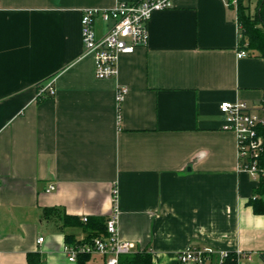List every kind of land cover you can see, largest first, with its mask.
Masks as SVG:
<instances>
[{"label": "crops", "instance_id": "1", "mask_svg": "<svg viewBox=\"0 0 264 264\" xmlns=\"http://www.w3.org/2000/svg\"><path fill=\"white\" fill-rule=\"evenodd\" d=\"M131 1L0 0V264H27L29 253L77 264L64 238L84 233L43 210L108 218L114 189L118 238L151 264H179L190 246L261 264L264 216L247 204L258 183L238 170L219 105L263 116L264 59L236 57L226 0H171L150 16L146 46L118 57L116 77L97 79L82 11ZM94 30L103 34L100 20ZM51 78L54 97L39 100L38 84Z\"/></svg>", "mask_w": 264, "mask_h": 264}, {"label": "built area", "instance_id": "2", "mask_svg": "<svg viewBox=\"0 0 264 264\" xmlns=\"http://www.w3.org/2000/svg\"><path fill=\"white\" fill-rule=\"evenodd\" d=\"M236 0L232 1L235 5ZM171 0H135L119 2L109 9H85L82 11L81 42L86 55H91L94 64V76L105 80L117 76V60L121 54L131 53L138 47H144L148 40L147 23L152 13L168 9ZM100 20L104 25V32L97 37L94 30L95 21ZM241 35L238 33V42ZM236 57H246L247 51L239 49L237 45ZM53 78L38 84L36 97L38 99L52 98L55 95ZM125 93L119 89L116 94L118 103ZM219 112L224 126L232 131L236 139L237 168L247 172L258 183L264 179V172L258 168V158L262 151V139L257 134V126L264 123L262 116L249 110L245 103L222 102ZM49 187L47 190H52ZM116 190L112 191L113 212L106 221V237L95 238L90 242H79L74 245L63 246V253L70 263H75L78 256H101L104 264H118V258L136 252L134 243L119 240L116 224L117 211L115 209ZM86 222L87 218L81 219ZM40 237L37 243H41ZM234 254L239 264H250L252 253L237 251ZM229 252H216L210 248L187 247L177 255L179 264H225ZM261 259V258H260ZM261 264L264 261L261 259Z\"/></svg>", "mask_w": 264, "mask_h": 264}, {"label": "trees", "instance_id": "3", "mask_svg": "<svg viewBox=\"0 0 264 264\" xmlns=\"http://www.w3.org/2000/svg\"><path fill=\"white\" fill-rule=\"evenodd\" d=\"M232 1L226 0L228 7L235 10L238 33L241 35V39L238 42L239 49L256 53L264 59V0H255L253 9L251 8L253 0H236L235 5L232 4ZM260 110L264 119V97L260 103ZM256 131L262 139V151L258 158V168L264 172V123L258 125ZM247 204L255 215L264 216V179L262 177ZM43 215L45 217L54 216L61 223L62 228H79L84 233V238L81 242H90L95 238L107 236V218L89 217L84 223L79 218L66 215L61 209H44ZM64 240L67 245H74L80 242L76 241L73 235H65ZM260 258L264 261V253L260 254ZM26 259L27 264H41L38 253H29ZM89 259L90 256L88 255L78 256L77 264H86ZM118 264H151V256L146 251H136L129 255L119 256ZM225 264H239L234 252H229L225 259Z\"/></svg>", "mask_w": 264, "mask_h": 264}, {"label": "rangeland", "instance_id": "4", "mask_svg": "<svg viewBox=\"0 0 264 264\" xmlns=\"http://www.w3.org/2000/svg\"><path fill=\"white\" fill-rule=\"evenodd\" d=\"M254 6H255V0H253V1L251 2V8H252V9L254 8Z\"/></svg>", "mask_w": 264, "mask_h": 264}]
</instances>
